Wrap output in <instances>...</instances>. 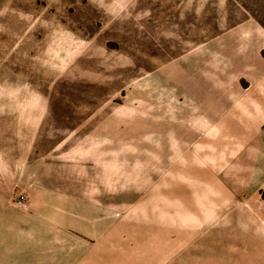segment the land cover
Here are the masks:
<instances>
[{
  "label": "rangeland",
  "instance_id": "374dc122",
  "mask_svg": "<svg viewBox=\"0 0 264 264\" xmlns=\"http://www.w3.org/2000/svg\"><path fill=\"white\" fill-rule=\"evenodd\" d=\"M0 264H264V0H0Z\"/></svg>",
  "mask_w": 264,
  "mask_h": 264
}]
</instances>
